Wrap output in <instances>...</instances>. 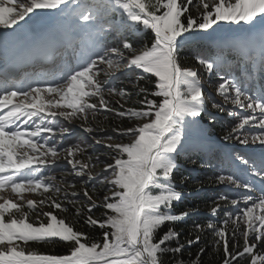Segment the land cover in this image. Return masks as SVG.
I'll use <instances>...</instances> for the list:
<instances>
[{
    "label": "snow or ice",
    "instance_id": "1",
    "mask_svg": "<svg viewBox=\"0 0 264 264\" xmlns=\"http://www.w3.org/2000/svg\"><path fill=\"white\" fill-rule=\"evenodd\" d=\"M25 26L42 39L33 55L70 49L74 62L51 81L14 84L7 71L0 79V264H165L164 256L172 257L167 264H184L175 257L199 244L205 231L217 255L222 249L221 264L245 257L264 264V0H0L5 53L24 39ZM142 31L151 32L150 46L139 40ZM193 45L197 63L218 77L222 102L213 100L211 109L224 113L225 105L233 106L227 110L233 123L221 139L234 150L219 159L211 178L225 191L180 243L175 227L160 230L199 209L174 211L193 195L183 190L188 176L174 180L177 157L196 165L193 156L210 152L200 117L216 119L198 72L180 63V51ZM234 65L238 73L228 70ZM101 113L105 122L143 123L109 125L110 133L96 135L104 132L93 126ZM61 120L81 121L92 144L61 143L71 135ZM236 144L245 150H235ZM61 159L70 167L59 179L43 171ZM99 164L102 171L93 174ZM77 184L79 192L69 191ZM24 193L42 198L25 199ZM97 208L100 218L93 214ZM73 210L71 221L58 215ZM80 217L101 236L77 229ZM33 244H62L68 251L44 254ZM204 252L200 248L189 264H199Z\"/></svg>",
    "mask_w": 264,
    "mask_h": 264
},
{
    "label": "trees",
    "instance_id": "2",
    "mask_svg": "<svg viewBox=\"0 0 264 264\" xmlns=\"http://www.w3.org/2000/svg\"><path fill=\"white\" fill-rule=\"evenodd\" d=\"M190 12L192 13V7H190ZM193 14V13H192ZM138 38L139 40H141L143 43H146L148 46L151 45L153 36L151 35V32L148 31L147 33L145 32H140L138 33ZM130 40H133L135 42L136 38L130 37ZM197 47L195 45L191 46V47H185L183 48L180 53H179V58H180V63L182 64V57H185L187 59V63L188 64H192L193 68L196 69L199 73H202V77L205 80H208L210 82V85L212 87V89L216 92V85L218 84V77L215 74V72H213L211 75H209L206 70L200 66L196 59L195 56L197 54ZM209 52L214 51V48L209 47L208 48ZM230 59H235L234 57H230ZM65 65V63L63 62L61 64V66ZM229 71H233L238 73L239 72V66L238 65H234L232 68L228 69ZM103 78V77H102ZM115 83V81H113ZM117 86H119L117 84ZM148 87L150 89L153 88V85H148ZM143 97H140V99H142ZM151 98V97H150ZM136 99V98H135ZM228 109H233L231 106L229 108L226 109L225 113L223 114L222 118L219 119L218 121H216L215 123H210V127H209V134L216 136L218 138H222L225 135V132L227 131V129L230 127V125L233 123L232 118H230L227 114V110ZM239 111V110H238ZM104 113L98 114L97 119L95 122H93V126H96L97 128H103L105 130H111V127H109V125L112 126H116L119 124H122L123 127H128L127 123L129 122L128 120H124V121H120L118 119H114V118H109V120L107 122L104 121L103 117H104ZM223 117H225V120H223ZM89 120L91 121L92 118L91 116L89 117ZM200 120L203 124L208 123V120L205 115H202L200 117ZM63 124V123H62ZM222 140V139H221ZM82 136L79 135L78 133H72L70 135V137L65 138L64 140L61 141V143H63L65 146H67L68 143L71 142H80L82 143ZM83 144V143H82ZM85 144V143H84ZM84 144L82 146H84ZM239 145V144H237ZM242 146V145H241ZM208 147L211 148V151L208 152L212 159H213V166L211 170L213 172V174H215V172L217 171V165L219 162V159L223 157L225 152H229V151H233L234 149L232 148H221L212 144H208ZM89 152V150H88ZM90 153V152H89ZM194 159H198L197 157L195 158V156H193ZM77 159H85L86 160V156H77ZM177 163L179 165V167H184L186 166V162L183 159V156H179L177 157ZM61 165L67 166V163H60ZM54 166L52 169H46L43 171H46L48 173H62V170L64 169V167L62 166ZM180 174L179 172H175L174 173V180L177 184H179V178H180ZM58 179L61 177L57 176ZM198 177V176H197ZM199 179L197 181H199V183H192L190 181L187 180V182L183 185V190L188 191L193 193V195L188 196L186 199H184L182 202L177 203L173 206L174 211L176 212H180L183 211L185 209H187V207L190 208H198L199 209V215L196 216H192L190 218H188L186 221L182 222V223H178L175 225H171V224H166L161 230V234L166 231L169 227H175V229L178 232H181V236H180V243H185L187 239H189V233L192 229V225L194 223H199V222H203L205 217L208 215V213L210 212V207L211 205V200L214 197L209 196V188L213 182L211 178L209 179H204L202 180L200 177H198ZM68 181H73V176H71L70 178H66ZM206 180V181H205ZM194 186V188H193ZM197 189H199V194H194L196 193ZM71 190V189H70ZM69 190V191H70ZM80 185L77 184V187L75 189H72V191H80ZM206 190V191H204ZM97 191L100 193V195H104V191H101L99 186L97 188ZM38 197L41 199L42 197L39 196V194H37ZM47 209V211H51L50 208H45ZM103 213V209L97 208L93 210V214L95 218H100L102 216ZM59 216L61 217H65L66 220L71 221L74 218V210L71 214L69 213H58ZM224 215V212L221 211L219 213V216L217 217V219L222 218ZM77 229L84 231L86 233H90L92 236L94 237H100L101 236V230L97 227V228H89L84 224V218L80 217L79 218V223L76 224ZM243 227V225H241V228ZM229 232H231V225H229ZM201 236V240L199 244H194L192 247H185L183 253L180 256L175 257V259H182L184 261V264H189L190 259L195 258L197 252L199 251L200 248H205V252L202 256L199 257V264H221V255H222V249L220 251V254L217 255L216 254V249H214L212 247V241H213V236L211 232L205 231L203 233L200 234ZM194 238V237H191ZM241 245L243 244V240H240ZM31 247L38 249L40 252L44 253V254H57V255H62V254H67V246L62 245V244H56V245H36L33 244L31 245ZM260 249L258 248L257 251H259ZM165 264H167V262L172 259L171 256H164L163 257ZM174 264V261H173ZM240 264H249V260L247 257H245L244 259H242L240 261Z\"/></svg>",
    "mask_w": 264,
    "mask_h": 264
},
{
    "label": "rangeland",
    "instance_id": "3",
    "mask_svg": "<svg viewBox=\"0 0 264 264\" xmlns=\"http://www.w3.org/2000/svg\"><path fill=\"white\" fill-rule=\"evenodd\" d=\"M192 13L193 15H196L197 14V10L195 9V7H192ZM21 24H23V22H20ZM26 27V31H25V34H24V39L21 40L18 44H16L13 48H10L8 47V50H7V53H5L4 49L2 47H0V49H2L1 51H3L1 53V56H6L5 58H8L9 60L12 59L13 57H18L20 55V53L25 50V49H28V48H32L35 44H38L39 42H42V39L38 40V38H41V36L38 34V31L37 29H34V28H29V26H25ZM1 30V29H0ZM182 64L181 66L184 67V68H193L192 64H188L187 63V59L185 57H182ZM196 70V69H194ZM131 70H125V73L126 72H130ZM197 71V70H196ZM198 72V71H197ZM125 73H117V75L119 76H123ZM198 75L202 81V84H203V87H204V91H205V98L208 102V105H209V111L212 112V114L216 117L215 121L212 122V123H215L216 121H218L219 119L222 118L223 114L225 113H220V112H217L216 110H213L211 109L210 107V104L213 100L217 101V102H222V98L219 97L216 92L212 89L211 85H210V82L208 80H205L203 77H202V73H199L198 72ZM101 79H103L101 77ZM135 100V97L133 98ZM128 106H133L132 105V102L130 101ZM232 107V105H225V108H229V107ZM205 117L207 119L208 116L205 115ZM223 120H225V117H223ZM61 123H63L65 126H68L70 129H71V134L72 133H78L79 135L82 136V143L84 144V146H89L92 144V141L91 139L88 137V134L84 133L82 131V129H80L79 127V124L81 123V121L79 120H76V121H73L71 124H68V122L66 121H63L61 120ZM134 123H143V121H139V122H128L127 126H132ZM203 124V123H202ZM209 120H208V123L206 124H203L204 125V136L207 138V141L212 144V145H215V146H228V147H231L233 146V142H225L223 140H221V138H218L216 136H213V135H210L209 134ZM96 127V126H94ZM111 130H105L104 129V132H97L95 133L96 135H104L105 133H110ZM115 142H121L120 140H116ZM123 142H130V138L129 137H125L124 138V141ZM82 144V145H83ZM237 146V144L235 145ZM240 146V145H239ZM253 146L249 145L248 148H251ZM97 148L99 149L100 146H97ZM245 148V146H244ZM88 150L89 152L91 153L92 152V148L91 147H88ZM102 150V149H100ZM180 156H183V159L185 160L186 162V166L184 167H179L178 171L180 175H185V176H188L189 179L188 181L192 182V183H196L194 181H197L200 177L202 180L204 179H209V178H212L213 177V172L211 170L212 169V166L214 164L213 162V159L211 157V155L209 153L205 154L203 152H201L198 156H195V158L197 157V164L196 165H193L189 162L188 159H186L184 157V155H180ZM60 163H64L66 162L65 160L61 159L57 162V164L55 166H60L61 164ZM201 164H204V167H200ZM62 167H64L63 170H66L68 169L70 166L67 165V166H64V165H61ZM51 169V168H49ZM103 169V164H99L97 165L94 169H93V174H96V173H100ZM56 176H61L62 173H58V172H55L54 173ZM198 176V177H197ZM71 175H67L65 178H70ZM206 181V180H205ZM210 182H213L210 181ZM194 188V186H193ZM209 188V196L211 197H215L216 195H218L220 192L222 191H225L224 189V186H217L214 182L213 184L208 187ZM72 191V189L70 190ZM206 191V190H204ZM194 194H199V192L196 191V193ZM5 196H8L10 195L9 193H5L4 194ZM24 197L25 199H36V200H39L40 198L38 197V195L36 193H24ZM190 207H187V209H189ZM44 211H47V209H44ZM32 219L34 220L35 219V215L32 216Z\"/></svg>",
    "mask_w": 264,
    "mask_h": 264
}]
</instances>
